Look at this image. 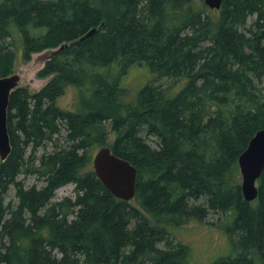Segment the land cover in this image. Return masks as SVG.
Listing matches in <instances>:
<instances>
[{"label": "trees", "instance_id": "16d2710c", "mask_svg": "<svg viewBox=\"0 0 264 264\" xmlns=\"http://www.w3.org/2000/svg\"><path fill=\"white\" fill-rule=\"evenodd\" d=\"M57 48L38 71L53 75L46 85L10 95L0 264H186L190 247L170 229L211 214L231 246L211 264H264V169L253 201L237 172L264 127V0L218 9L197 0H0V78L15 72L17 50L29 61ZM135 64L154 76L124 101ZM71 84L89 86L78 108L58 104ZM106 145L137 168L131 200L95 173ZM30 174L41 185L28 186ZM67 183L75 195L55 199Z\"/></svg>", "mask_w": 264, "mask_h": 264}, {"label": "rangeland", "instance_id": "374dc122", "mask_svg": "<svg viewBox=\"0 0 264 264\" xmlns=\"http://www.w3.org/2000/svg\"><path fill=\"white\" fill-rule=\"evenodd\" d=\"M197 1L204 2V0ZM49 56L50 50H45L43 52L34 53L29 61H25L23 59L22 50H17L14 73H18L21 77L19 85H27L31 91L40 90L44 85H46L53 75L48 77H39L38 71L45 65ZM118 69L119 66L116 64L114 66V71L117 72ZM153 76V73L146 64L131 65L123 78L124 86L127 89L124 101H131L135 99L138 90L147 82L151 81ZM163 80L164 83L171 82L168 78H164ZM88 87L89 86L68 85L65 92L58 98V104L64 108H78L80 105L79 100L81 95H89ZM105 125L110 131V136L108 138V143H110L113 141L115 134L111 130L110 121L105 122ZM48 150H52V146H50ZM42 152L43 149H40L38 155L42 154ZM237 172L240 181H242L239 165L237 166ZM19 179H24V176H19ZM25 181L28 183V186L33 183L41 185V182L38 181L37 176L34 174H30L26 177ZM74 186L75 184L73 183H67L61 186L56 191L55 199H62L65 196H74ZM14 193L15 190L7 196L6 201H9L13 197ZM220 219L221 218L219 216L211 214L205 221L192 218L187 221L185 225L170 229L172 236L190 247V255L186 264H211L219 257L230 253V237L225 229H223L219 224Z\"/></svg>", "mask_w": 264, "mask_h": 264}, {"label": "water", "instance_id": "95a60500", "mask_svg": "<svg viewBox=\"0 0 264 264\" xmlns=\"http://www.w3.org/2000/svg\"><path fill=\"white\" fill-rule=\"evenodd\" d=\"M211 8H220L223 0H204ZM91 29L82 40L90 37ZM50 50V55L57 52ZM20 75L13 73L0 78V157L7 158L12 150L8 126V105L12 91L19 85ZM238 165L242 175L241 188L245 199L258 197V179L264 169V127L251 137L248 146L240 154ZM93 167L104 185L117 197L131 200L136 194L137 168L128 160L116 155L110 146L99 148L93 156Z\"/></svg>", "mask_w": 264, "mask_h": 264}]
</instances>
